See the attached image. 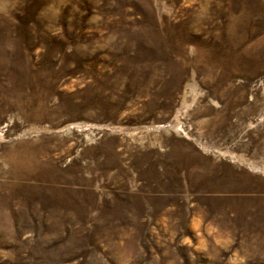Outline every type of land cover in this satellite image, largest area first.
Listing matches in <instances>:
<instances>
[{
    "label": "rangeland",
    "instance_id": "obj_1",
    "mask_svg": "<svg viewBox=\"0 0 264 264\" xmlns=\"http://www.w3.org/2000/svg\"><path fill=\"white\" fill-rule=\"evenodd\" d=\"M0 264H264V0H0Z\"/></svg>",
    "mask_w": 264,
    "mask_h": 264
}]
</instances>
